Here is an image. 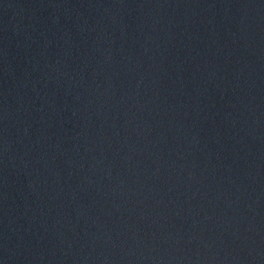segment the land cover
I'll return each mask as SVG.
<instances>
[{"label": "water", "instance_id": "water-1", "mask_svg": "<svg viewBox=\"0 0 264 264\" xmlns=\"http://www.w3.org/2000/svg\"><path fill=\"white\" fill-rule=\"evenodd\" d=\"M0 264H264V0H0Z\"/></svg>", "mask_w": 264, "mask_h": 264}]
</instances>
